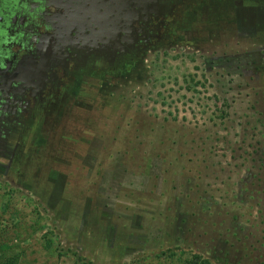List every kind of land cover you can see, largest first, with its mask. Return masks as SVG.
Returning <instances> with one entry per match:
<instances>
[{
  "label": "rangeland",
  "instance_id": "374dc122",
  "mask_svg": "<svg viewBox=\"0 0 264 264\" xmlns=\"http://www.w3.org/2000/svg\"><path fill=\"white\" fill-rule=\"evenodd\" d=\"M124 57L0 171V264H264V0L198 2Z\"/></svg>",
  "mask_w": 264,
  "mask_h": 264
},
{
  "label": "flooded vegetation",
  "instance_id": "af4514ba",
  "mask_svg": "<svg viewBox=\"0 0 264 264\" xmlns=\"http://www.w3.org/2000/svg\"><path fill=\"white\" fill-rule=\"evenodd\" d=\"M201 1L0 0L1 173L17 166L32 128L85 68L138 58Z\"/></svg>",
  "mask_w": 264,
  "mask_h": 264
},
{
  "label": "trees",
  "instance_id": "16d2710c",
  "mask_svg": "<svg viewBox=\"0 0 264 264\" xmlns=\"http://www.w3.org/2000/svg\"><path fill=\"white\" fill-rule=\"evenodd\" d=\"M55 251L57 252L59 256L65 253L59 247H55ZM73 253H75L74 255H77L78 260L80 259V260L85 261L82 256L78 255L76 252H73ZM184 264H211V263L209 262V260L203 258L199 254H192L191 256L185 258Z\"/></svg>",
  "mask_w": 264,
  "mask_h": 264
}]
</instances>
